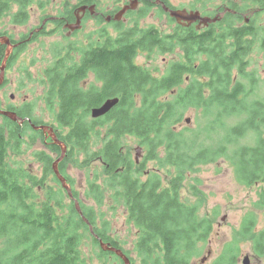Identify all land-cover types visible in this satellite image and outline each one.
Instances as JSON below:
<instances>
[{
	"label": "trees",
	"instance_id": "1",
	"mask_svg": "<svg viewBox=\"0 0 264 264\" xmlns=\"http://www.w3.org/2000/svg\"><path fill=\"white\" fill-rule=\"evenodd\" d=\"M48 1L0 0V16L15 6L17 13L13 20L21 23L29 18L28 11L33 5L43 11ZM75 1L71 8L63 1L67 8L55 17L52 22L55 27H59L63 19L73 22L74 10L78 6L98 7L105 0ZM111 1L114 8L105 15H113L121 4L127 3V0ZM138 1L141 6L125 15L134 16L131 23L125 26L119 22L114 26V36L119 38L114 43V52L107 53L96 47L94 39H89L83 46L82 42L78 46L72 45L71 50L63 46L54 51L53 62L45 72V81L48 97L60 99L55 112L60 131L55 136L70 150L58 163L59 172L66 174L68 160L79 164L77 155L84 157V165L79 164L83 169H87L95 156L102 157L105 165L100 172L107 178L102 177L101 184L112 198L120 199L117 207L124 209L128 223L138 232L134 250L123 252L130 264H190L203 253L213 231L215 216L200 215L202 198H197L194 204L183 200L180 189L186 172L196 173L199 166L225 160L232 167L238 184L256 188L255 209L264 210V92L259 93V96L263 94L261 97L253 98L251 92L243 91L242 86L229 90L232 62L228 61L225 67L224 59H219L215 69L198 60L197 55L203 52L198 36L175 25L174 19H167L172 26L169 33L160 31L155 25L142 27L139 24L153 8L158 14H165L157 2L171 9L170 0ZM94 19L102 20L101 17ZM108 35L106 28L95 33L97 38ZM177 49L183 54L181 61L170 63L159 75L150 73L146 67L140 72L139 68L129 64L137 53L169 54ZM244 55L238 75H244L246 70ZM93 63L99 74H106L116 87L121 88L116 94L122 95L109 119L99 124L106 129L105 137L111 139L107 138V143L97 153H89L95 146L94 125L81 114L83 108L80 106V99L89 93L80 86L95 71ZM133 87L143 94L144 102L140 107L126 98V94L119 93ZM207 90L211 91L210 96L206 95ZM239 96H242L241 100ZM190 108L203 112L202 117L213 132H206V128L203 129L205 133L187 127L178 128ZM211 119H223V124L215 126ZM31 120V124L26 122L19 126L5 119V124L0 126V264H87L82 257L87 239L99 248L98 258L112 256L115 263L123 264L114 253L105 255L100 248L99 240L117 249L120 246L107 235V221L102 217L96 219L93 206L81 204L84 208L82 214L97 238L76 212L74 204L64 202L68 197H64L55 176L53 181L59 188L49 189L47 177L53 174L54 161L48 154L34 153L45 161L41 176L33 174L11 157L7 158L9 153L14 156L21 153L26 136L32 143L36 134L44 144V134L34 130L32 125L45 123ZM125 135L144 146L147 159L156 161L157 170L172 168L174 175L162 179L153 173L145 184L131 181L128 172L132 162L129 155L120 152L119 138ZM104 139H100L101 143ZM49 149L59 157L61 149L54 142ZM106 151L112 152L114 157L105 154ZM97 177L98 174H94V178ZM194 181L189 189L200 194L197 188L200 181L197 178ZM88 183V195L94 199L98 195L97 183L90 180ZM97 221L101 222L102 228L97 226ZM255 227L256 216L253 213L246 215L239 231L234 232L232 240L213 264H237L239 245L246 239L252 242L257 256H264V228L257 232Z\"/></svg>",
	"mask_w": 264,
	"mask_h": 264
},
{
	"label": "rangeland",
	"instance_id": "2",
	"mask_svg": "<svg viewBox=\"0 0 264 264\" xmlns=\"http://www.w3.org/2000/svg\"><path fill=\"white\" fill-rule=\"evenodd\" d=\"M63 1L69 3V8H71V6L76 2L75 0H49L46 6H44L43 11L33 5L28 11V23L23 26H17L16 28L13 25V15L17 13L15 6L11 7L6 13H4L5 15L0 16V32H4L5 36L12 39H18L32 29H35L41 24L42 19L45 17V35H41L36 40L27 44L26 49H24L19 56L20 64H17L14 69L15 71L16 69H19L21 64L25 68L24 72L26 73V77L24 78L25 84L23 85V88L18 87L17 81L15 84L11 83V85H8L7 88L4 89L7 97L11 94L14 95V100L12 101L14 106L28 102L27 106L29 108L30 119L43 123L45 122L46 126L53 129L54 134L59 133L60 131L57 127V120L55 119L56 105L51 104L50 106H47L45 104L42 99V91L46 92L43 95L45 100L47 99L45 96L48 91H45V88H43L44 84L41 86L38 82V80L42 79L46 75L42 73V71L44 72L43 69L45 68L46 72L47 68L52 64L54 51L57 48L61 50L60 48L65 46L68 50H71V46H78L79 42H82L83 46L89 39H94L95 33L98 29L108 28V31L113 33L112 27H114L113 24L110 25L104 22L105 18L109 16L104 13L114 8L111 0H105L97 7L98 12L102 15V20H96L90 15L82 18L81 27L74 32V35L72 32H67L64 28L55 29V26L52 24L53 20H55V17L58 16L59 11H63L67 8L63 5ZM129 1L130 0H127V2ZM189 1L190 0H170L171 3L175 5L178 4L179 6L187 5ZM123 5L124 3L121 4V7ZM140 6L141 4L138 3L135 10H137ZM164 13L165 14H158L157 9L153 8L148 12L147 16L139 22V24L142 27L155 25L160 31L169 33L172 30V26L167 20L169 14L165 11ZM133 17L134 16L132 15H128L121 20L125 26H128ZM10 52L11 51L8 50L7 55H9ZM64 56L65 55H62L61 57ZM75 59H78L77 55H75ZM181 59V51L180 49H177L174 53L169 54H159L154 52L148 55H138L135 62L148 68L150 73L159 75L165 71L166 66L168 67L170 63L181 61ZM248 63V73L251 72L253 77L256 79L260 78L262 80V82H258L257 93L259 94L264 92V53L254 52L248 59ZM139 69L140 72L144 71L141 68ZM15 75L16 74H13V76ZM90 76L91 75H89L88 78L81 83V86L84 87L88 84V82H92ZM260 96H262V94H260ZM3 105L6 104L3 103ZM81 114L84 115L88 121H90V119H97L93 118L92 111L90 110L82 109ZM202 114L203 112L201 110L196 111L191 108L188 109L186 113H184V119H189L190 122L186 123L183 119L178 128L184 129L187 127L194 131H201L202 133H205L203 132V129L206 128V132H213V130L207 127V121L204 119L205 117H202ZM222 120L223 119L213 121L211 119L210 122H213L216 126L223 124ZM4 124L5 122H1L0 118V126H3ZM34 124L35 123H33V125ZM216 130L221 134L223 133V131L218 128H216ZM37 131L42 132V130ZM34 137L35 141L31 143L30 139L26 136L23 144L21 142V153L16 156L9 153L7 158L11 157V159H14L17 163L28 169L33 174L41 176V174L45 171V161L41 160L34 153L38 151L43 153L47 152L51 159L56 162L61 155V150L59 157H57L56 153L51 152L49 148L45 149V145L41 143V138H38L36 134ZM94 141L96 145L97 141L95 139ZM29 144L30 148H28ZM63 145L65 151L64 156L60 161H62L68 151H70L64 143ZM121 145H123V147L127 146V149L131 150L134 156H137V164L142 167L144 160L141 159L140 156L144 154V152L147 154L144 146L140 145L135 139L125 137L122 138ZM7 148L8 153L9 147ZM92 149H95L97 152L101 150L100 147L95 146H93ZM95 151H89V153H93ZM77 157L79 159V164L83 166L84 157H82L81 154L77 155ZM94 163L99 162L92 160L87 169H83L79 164H73L72 161L68 160V163L65 166L66 174L61 175L65 178L70 189H72V198L68 196L67 191L61 187V184H59L64 193V197H68V199H65L64 202L73 203L75 210L80 217H82V213L84 211L81 204L85 206H93L92 208L97 216L96 219L99 220L102 217L107 221V227L109 228L107 235L113 241L118 243V246H120L119 249L122 252L133 251L138 232L135 227L128 223L127 215L124 209L122 207H117L120 199L116 197L112 198L111 195L105 191V187L101 184V182L102 177L104 179L107 177L100 171L96 170L93 165ZM155 166V163H149L147 165V169H150V172L152 173V169L155 168ZM155 171L162 179H168V177L170 178L174 175L172 168H169L168 170L161 169V171ZM94 174H98L97 179L94 178ZM53 177L54 174H50L49 177H47V185L49 186V189L52 190L58 188V185L53 181ZM184 177L183 185L180 189V193L184 198L183 200L186 199L189 203L194 204L197 202V198H202L204 202L200 210V215L206 214L209 216H215L213 231L207 243L204 245L203 253L197 258H194L190 264H213L221 255L227 244L232 240L234 232L239 231L243 218L248 214L253 213V215L256 216L255 230L257 232L264 228V210H257L254 206L258 199L256 188L245 187L238 184L235 180L232 167L225 160L221 159L213 164L199 166L196 173L186 172ZM196 178L200 181L197 186L200 194L191 192L189 189V187L195 183L194 180ZM89 180L97 183L96 189L98 191V195H95V198L97 197V199H93L88 195V188L90 187L88 183ZM76 202L77 204L75 206ZM76 207H79L80 212L77 211ZM97 226L102 228L100 221H97ZM83 245L84 253L82 257L85 258L87 264H117L112 260V256H108V258H98L96 254L98 253L99 248L95 247L91 243L90 239H87ZM239 248L240 253L237 258V264H242L245 257L249 259L248 264H264V256H257V254H255L253 244L249 239L242 242V244L239 245ZM102 251L105 255L109 252L104 249ZM130 255L135 257L133 253Z\"/></svg>",
	"mask_w": 264,
	"mask_h": 264
},
{
	"label": "flooded vegetation",
	"instance_id": "3",
	"mask_svg": "<svg viewBox=\"0 0 264 264\" xmlns=\"http://www.w3.org/2000/svg\"><path fill=\"white\" fill-rule=\"evenodd\" d=\"M157 4H159L163 9V4H161L160 2H157ZM170 4L172 7L171 9L173 10H186L191 13L199 14V19L192 22H177L176 20H174L175 25L186 29L187 32L189 31L191 34L195 33L198 36V43H201V49L203 50V52L197 55V59L208 63V65H211L212 68L215 67V69L217 68L216 61L219 59H224L225 67H227L228 61L232 62L231 82L229 85V90H233L236 87L239 88L242 86L244 92H251V97H261L257 93V88L259 84L258 82H262V80L260 78L256 79L255 77H253L251 72L248 73L247 69L249 64L248 59L254 52L264 53V0H190L185 6H179L178 4L175 5L171 2ZM94 11V15H90L88 12H86L82 16V18H84L87 14L95 18L102 17L101 13L98 12L97 6H95ZM126 13L122 18L125 17ZM200 18H203L206 21L202 22ZM59 19L62 20L61 17ZM75 20L73 22H75ZM62 22L63 23H61L59 27H55V29L64 28L67 32H72L71 30L66 28V25L73 22L66 21L64 19L62 20ZM104 22L110 25L113 24V26H115L119 22L123 21L121 20L119 22H115L111 19L110 21ZM27 23V20H24L21 23L13 20V25L15 26V28L17 26H23ZM106 29L108 31V28ZM112 29L113 33L108 31V36L103 38H97V36H95L94 38L96 47H101V49L107 53L114 52V43L119 40V38H115L116 36H114V27H112ZM74 32L76 31L72 32L73 35ZM4 34V32H0V111L14 115L17 120L13 121L2 113H0V118L1 122H5L6 119L18 124L19 126H24L27 122L26 119L32 121L29 116L30 113L27 106L28 102L14 106L12 104L14 95L11 94L9 97H7L5 95L4 88H7L8 85H11V83L15 84V82L17 81L18 87L23 88V85L25 84L24 78L26 77V73L24 72L25 68L21 64L19 69H16V71L14 69L17 64H20L19 56L21 52L26 49L27 44L36 40L41 35H45V18L42 19V22L38 27L32 29L27 34L22 35L18 39L8 38ZM8 50L11 51L9 55H7ZM244 53L245 55L243 57V60L245 62L246 70L244 71V75H238L237 70L240 67V60ZM138 55L142 54L137 53L134 56L133 61H129V64L132 67L144 69L143 65L135 62V59ZM181 55L183 54L181 53ZM95 56H93V58H95ZM93 66L96 67V64L93 63ZM97 68L98 67L94 68L95 71H92L89 74L91 75L90 79L92 82H88V84H86L84 87L80 86L82 89L89 91L87 96H84L80 99V106L85 110L92 111V109L102 106L106 101L115 98H118V103H120L122 98V95L116 94V92H118L121 88L116 87L113 84V80H109L106 74H103L102 72L99 74ZM43 70L44 72L42 71V73L45 74V68ZM13 74L16 75L13 76ZM38 82L41 86L44 84L43 88H45V91H48V86L45 85V83L47 82L45 81V76L42 79L38 80ZM208 82H210V79ZM130 89H132V91H129ZM130 89L121 91L119 93L126 94V98L135 103L137 107H140L144 102L142 92L137 91V87H133ZM210 92V90H207L206 95L210 96ZM44 93L46 92L42 91V99L47 106H50L51 104L57 105L60 102V99L58 97H56L55 99L49 98L48 92L45 96L47 99L45 100V98L43 97ZM87 97L89 99H87ZM241 98L242 96H239V100H241ZM3 103H5L6 105H3ZM114 108H112V110ZM111 111L97 119H90V122L94 125V139L97 141L95 147H100L101 150L107 143L105 140L107 138H111L107 136L105 137L106 129L101 128L99 124L104 123L109 119ZM55 119L57 120L56 116ZM124 137L131 139V136L128 135H125ZM103 138L105 139L101 143L100 139ZM119 139L122 140V137H120ZM51 141V138L48 137L47 134H44L45 149L49 148V146L53 144V142ZM118 144H120V142H118ZM93 151H95V149ZM120 152H122V155H129V159L132 162L128 172L129 179L131 181L138 180L141 183L145 184L149 181V179L153 177V173H157L155 171L157 170L156 166L152 169V173L150 172V169H147V165L149 163L156 164V161L154 159L148 160L147 154L145 152L140 156V158L144 160L142 167L137 164V156H134L131 150L127 149V146L123 147V145H121ZM45 153L48 154L47 152ZM95 153H97V151H95ZM105 154L114 157L113 153L110 151H106ZM118 157L122 158L123 156ZM93 161L99 162L93 164L98 171H100L101 167L105 165L102 157L100 156H95ZM124 168L126 169V167Z\"/></svg>",
	"mask_w": 264,
	"mask_h": 264
},
{
	"label": "water",
	"instance_id": "4",
	"mask_svg": "<svg viewBox=\"0 0 264 264\" xmlns=\"http://www.w3.org/2000/svg\"><path fill=\"white\" fill-rule=\"evenodd\" d=\"M138 3H139L138 0H130L125 5H123L117 12H115L112 16L111 15L107 16L105 18V21H110L111 19L114 20L115 22L121 21L122 17L124 16V14L127 11H132V10L136 9V6H137ZM163 9H164L165 12H167L169 14L170 18L176 20L177 22H181V21L192 22V21H196L197 19H199V14L198 13H191V12H188L186 10H173V9H170V8L166 7L165 5H163ZM94 10H95V5H91V6L81 5V6H78L74 10L75 16H76L75 22L66 25V28L71 30L72 32L73 31H77L81 27L82 16L86 12H88L90 15H94V13H95ZM200 20L202 22L206 21L203 18H200ZM117 103H118V99L115 98V99L106 101L99 108L92 109L93 118H99V117H102V116L106 115L109 111L112 110V108H114L117 105ZM0 113H2L3 115L7 116L8 118H10L13 121L17 120V118L14 115L10 114V113L3 112V111H0ZM184 121L186 123L190 122L189 119H186V120L184 119ZM32 127L35 130H42V132L44 134H47V136H49L52 139V141L56 145H58L60 147L61 155H60L59 159L56 162H54L52 169H53V172H54L55 176L60 180V182L62 184V187L67 191L68 196L70 198H72L70 187L66 183L65 178L59 173L58 165H57V163L64 156L65 148H64L63 143L56 138L55 134L53 133V129L52 128H50L48 126H45V125H37V126L36 125H32ZM76 204H77V202L75 203V206H76ZM76 209H77L78 212H80L79 207H76ZM82 218L88 224L91 234L94 235V232H93L91 224L83 216V214H82ZM94 236L97 237L96 235H94ZM99 243H100V248L102 250L104 249L105 251L113 252L123 261V264H130L129 259L123 254V252L120 249L108 246V245L104 244L101 240L99 241ZM248 263H249V259L247 257H245V259L243 260L242 264H248Z\"/></svg>",
	"mask_w": 264,
	"mask_h": 264
},
{
	"label": "bare ground",
	"instance_id": "5",
	"mask_svg": "<svg viewBox=\"0 0 264 264\" xmlns=\"http://www.w3.org/2000/svg\"><path fill=\"white\" fill-rule=\"evenodd\" d=\"M82 23V22H81ZM118 99V98H117ZM119 101V100H118ZM27 120V122H29L30 124H31V122L28 120V119H26ZM35 130V129H34ZM52 140V139H51ZM53 142V141H52ZM58 179V178H57ZM59 180V179H58ZM66 181V180H65ZM59 182H60V180H59ZM60 184H61V182H60ZM62 185V184H61ZM71 190V189H70ZM97 238V237H96ZM100 241V240H99ZM106 245H108V244H106ZM108 246H110V245H108ZM113 253V252H112ZM115 254V253H114ZM124 254V253H123ZM116 255V254H115ZM117 256V255H116ZM118 257V256H117Z\"/></svg>",
	"mask_w": 264,
	"mask_h": 264
}]
</instances>
